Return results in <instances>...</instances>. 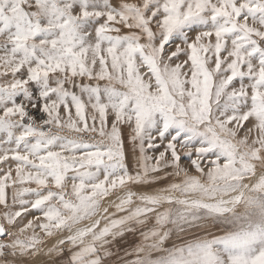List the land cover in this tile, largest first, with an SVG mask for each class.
Returning <instances> with one entry per match:
<instances>
[{
    "label": "snow or ice",
    "instance_id": "6c2138e0",
    "mask_svg": "<svg viewBox=\"0 0 264 264\" xmlns=\"http://www.w3.org/2000/svg\"><path fill=\"white\" fill-rule=\"evenodd\" d=\"M9 77L0 264H264V0H0Z\"/></svg>",
    "mask_w": 264,
    "mask_h": 264
},
{
    "label": "rangeland",
    "instance_id": "374dc122",
    "mask_svg": "<svg viewBox=\"0 0 264 264\" xmlns=\"http://www.w3.org/2000/svg\"><path fill=\"white\" fill-rule=\"evenodd\" d=\"M129 2H134V0H129ZM10 77L7 79H3L0 78V83H7L9 82ZM36 115L39 117L40 115H42L41 113H36ZM128 129L127 126L122 128V133L125 139V156H126V162L131 164L130 167V171H133V169L135 168V160H136V155H134V151L138 152V149L134 150L133 146L128 138ZM181 156H182V160H181V165L185 168H188L190 171L191 175H199V173H197L194 168L191 166V164L189 163V160L186 156V153L184 150H181ZM14 167V166H13ZM158 186H153V188H156ZM133 191L136 192H142V191H150V189L147 188V186L145 187H139V186H135L132 189ZM109 201H116V197L115 195L110 196L108 198H106L105 201L102 202V207L106 206L108 204ZM3 206H0V209H2ZM114 211L113 207H109V214H111ZM32 218V214H29L28 219ZM37 223H39V221H37ZM154 224V220H151L149 222V227ZM104 226V223H101V227ZM146 230V229H145ZM216 235H222L223 231L222 229H216L214 230ZM37 235H39L40 237L44 238V234L42 232L39 231V229H37ZM29 235H31V233H29ZM57 237H52V238H44V243L41 246V253L33 258V264H61V261H66V253L64 255H56V254H51L49 255V249L55 245L56 241H57ZM189 239H192V237H189ZM142 242V239L139 235V233L137 232L136 234H127L126 237L123 240V243L125 245V247L128 248H134L137 245H139ZM183 240H177L176 243L180 244L182 243ZM172 246L171 241L166 242L165 244V248H170ZM117 247H119V245H117ZM123 253V249H121V254ZM153 258H156L158 256L161 255V253H153ZM134 257H128V259H133Z\"/></svg>",
    "mask_w": 264,
    "mask_h": 264
},
{
    "label": "bare ground",
    "instance_id": "6f19581e",
    "mask_svg": "<svg viewBox=\"0 0 264 264\" xmlns=\"http://www.w3.org/2000/svg\"><path fill=\"white\" fill-rule=\"evenodd\" d=\"M125 127V126H124Z\"/></svg>",
    "mask_w": 264,
    "mask_h": 264
}]
</instances>
